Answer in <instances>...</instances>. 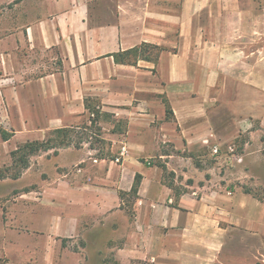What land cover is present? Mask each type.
<instances>
[{
    "label": "crops",
    "instance_id": "obj_1",
    "mask_svg": "<svg viewBox=\"0 0 264 264\" xmlns=\"http://www.w3.org/2000/svg\"><path fill=\"white\" fill-rule=\"evenodd\" d=\"M0 17V144L104 113L110 126L126 122L105 134L112 150L127 148L121 163L74 144L31 157L28 172L52 163L44 202L60 212L48 234L83 239L87 253L70 261L264 264L263 198L218 186L228 178L214 168L199 182L191 155L160 152L172 178L149 159L172 146L222 160L242 135L264 148V0H12ZM142 45L158 57L117 59ZM246 165L244 177L264 173L261 157Z\"/></svg>",
    "mask_w": 264,
    "mask_h": 264
},
{
    "label": "rangeland",
    "instance_id": "obj_2",
    "mask_svg": "<svg viewBox=\"0 0 264 264\" xmlns=\"http://www.w3.org/2000/svg\"><path fill=\"white\" fill-rule=\"evenodd\" d=\"M11 5L12 0H0V14L3 8L6 10ZM3 23L0 17L1 28ZM112 121L114 119L108 113H104L99 118H96L94 122L89 121L90 123L86 124L87 126L82 125L80 128H73L74 133L70 136L71 144L78 148H95L93 155L113 158V162L121 163L124 158L121 155L122 149L112 150L108 146L112 141L106 139L105 134L113 131L123 133L126 122L121 120L110 126L109 123ZM261 138H264L263 132H261ZM48 139H55V133L51 132L44 140L35 141H47ZM248 142H251V144L246 146L245 143ZM23 145L25 143L19 147ZM64 147L66 146H57L51 149H55L54 153L56 154L58 153L57 149ZM165 147L162 150L152 151V157H149V159L156 160V163L160 164L159 166L165 170L168 178H172L174 174H172L173 171L170 172L164 163L167 159L159 157L160 152H175L177 156L191 155L196 168L193 174L198 179H201L199 182L203 183L205 176H210L209 172L204 170L214 168L215 174L219 176L226 175L228 178L227 181L218 180L216 182L218 186H220V181H223L228 190L234 192L236 186L241 185L244 187L243 190L245 192H250L264 199V173L261 172L262 170L258 171L256 169V172L261 173L256 174V181L254 176L244 177L245 174L251 172L250 167L246 165L247 158L261 157L264 159V148L257 149L253 146L252 140L248 135L239 136L234 143L235 150L233 152L228 149L224 151L225 155L222 160L216 159L209 150L191 151L190 153L175 150L172 146ZM17 149L8 148L7 145L3 146L0 144V264H76L75 261L70 260H73L78 253H87L84 249H81L84 247L83 239L78 238L77 241L65 239L60 241V237L48 234L51 213L54 211L60 212V209L57 210L45 206L44 202L43 179L48 178V169H50L52 163H45L48 167L38 164L37 160L33 169L29 172L27 171V168L32 163L31 157L42 154L46 150L30 155L28 166L22 167V163L18 161V157L22 152L15 157L13 156V151ZM118 157L121 158L119 162L116 161ZM97 161L94 159V162ZM219 162L222 164H219ZM258 180H260V183L257 182ZM204 192L201 190L196 193V197L200 198ZM66 247H69L71 252H68ZM98 248L90 246L86 249L91 254H97L100 252L97 250ZM74 253L77 254L75 255ZM90 264L98 263L91 261Z\"/></svg>",
    "mask_w": 264,
    "mask_h": 264
},
{
    "label": "trees",
    "instance_id": "obj_3",
    "mask_svg": "<svg viewBox=\"0 0 264 264\" xmlns=\"http://www.w3.org/2000/svg\"><path fill=\"white\" fill-rule=\"evenodd\" d=\"M147 52H149L147 54ZM160 52V48L158 46L154 45H142L140 47H136L132 50L126 51L124 53L118 54V58L116 55V58L120 60L121 62H130L131 56H142L144 58L152 59L158 57ZM95 107H93V110ZM95 111H97L95 109ZM92 122L93 119H91ZM55 133V139H48L47 141H30L25 143L22 147H19L17 150L13 151V156H17L20 152L21 155L18 157V161L22 163V167H27L29 164V156L33 155L35 153H38L41 150H49L51 148H55L57 146L63 147V146H69L72 143V140L70 138L71 134L73 132V128H60L53 131ZM3 138L7 140L9 136L4 133ZM138 179H136V182L133 187V192L137 191L138 187Z\"/></svg>",
    "mask_w": 264,
    "mask_h": 264
},
{
    "label": "built area",
    "instance_id": "obj_4",
    "mask_svg": "<svg viewBox=\"0 0 264 264\" xmlns=\"http://www.w3.org/2000/svg\"><path fill=\"white\" fill-rule=\"evenodd\" d=\"M94 116V114H92V117ZM91 122V121H90ZM229 151H234L235 150V147L234 145H230L228 148H227ZM126 151H127V148L124 146L122 147V151H121V155L124 156L126 154ZM213 153L214 154H220L221 153V147L220 146H215L213 148ZM121 160V158H117L116 161L119 162Z\"/></svg>",
    "mask_w": 264,
    "mask_h": 264
}]
</instances>
